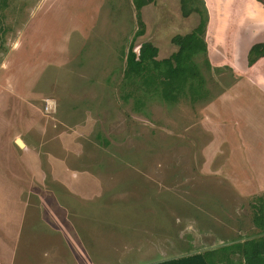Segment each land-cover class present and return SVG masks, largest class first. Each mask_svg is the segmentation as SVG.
Listing matches in <instances>:
<instances>
[{
    "label": "rangeland",
    "instance_id": "1",
    "mask_svg": "<svg viewBox=\"0 0 264 264\" xmlns=\"http://www.w3.org/2000/svg\"><path fill=\"white\" fill-rule=\"evenodd\" d=\"M215 1L204 0L213 22ZM246 1L234 0L230 12L244 11ZM199 16L193 9L182 16L179 0H152L140 9L144 33L134 36L133 0H0V63L24 30L20 46H42L48 56L54 52L44 46L58 49L66 33L75 42L74 28L83 31L79 46L69 45L73 58L56 70L54 82H44L41 103L55 118L46 137L65 131L70 148L55 151L84 176L73 178L76 192L52 182L50 202L27 207L9 264H150L206 250L211 264L243 261L235 244L261 235L264 224V207L257 209L264 204V59L256 73L246 64L207 69L195 54L206 91L194 101L189 93L170 102L140 88L126 97L122 76L130 44L138 51L149 41L156 59L168 57L177 50L171 37L190 32ZM253 78L258 88L246 84ZM241 94L243 105L236 101ZM44 99L54 104L50 113ZM225 100L234 105L221 116L223 123L235 121L230 148L219 138L223 125L206 127L205 109L224 107ZM223 133L229 138L230 131ZM54 201L63 217L52 225L55 209L46 207Z\"/></svg>",
    "mask_w": 264,
    "mask_h": 264
},
{
    "label": "crops",
    "instance_id": "2",
    "mask_svg": "<svg viewBox=\"0 0 264 264\" xmlns=\"http://www.w3.org/2000/svg\"><path fill=\"white\" fill-rule=\"evenodd\" d=\"M215 2L218 5V10L214 13L215 21L211 20L210 14L207 15L204 35L209 65L246 64L248 70L260 72L258 68L261 67L264 55L248 65L247 51L252 44L264 42V0H247L244 11L239 13L230 12V8L233 7L230 4L234 0H225L223 5L220 4V0ZM212 22L213 28H209ZM74 30L79 34L75 40L77 43L70 41V35L66 33L63 39L58 41L57 45H61L58 49H53L52 46L43 47L54 52L50 56L38 49L42 46H20L19 36L25 33L24 30L16 35L14 43L11 44L7 53H4L0 63V249L2 250L0 259L6 255L8 259L5 260L8 264L13 259V244L21 234L22 216L27 207L36 203L45 207L44 202H50V198L46 197H54L51 191L52 182L55 184L60 182L69 192H76L75 186L78 184L75 179L84 176L83 172L71 169L65 157H61L57 154L59 152L55 151L56 146L70 148L63 142L65 131L61 129L57 133H52L50 138L46 137L47 127H52V121L55 118L44 114L41 103V98L47 92L44 89V82L50 81L51 77L52 81H55L56 70L64 64V61L67 60L65 62L67 63L73 58L71 57L73 51L69 49V45L74 43L70 46H79V41L82 40V29L75 27ZM29 41L28 37V44L32 45L33 42ZM209 46H219L218 52L216 48H212L211 51ZM49 68L53 70L44 81H41L43 74ZM254 80L256 81L253 78L252 83L246 84L251 88H258L259 85ZM52 91L53 89L50 90ZM241 96L236 101L242 100L239 103L243 105L247 103V100L244 95ZM223 102L224 107L214 105L217 110L211 111L209 107L205 109L207 118L211 120L210 128L207 123L206 127L211 129L215 127L214 124L223 125L222 130L219 128V138L227 140L230 148L232 147L231 132L235 121L223 123L221 116L226 108H232L234 105L233 101ZM208 106H212V102H209ZM236 127L238 128L237 125ZM224 130L230 131L229 138H226ZM214 138L217 139L215 131ZM16 139L20 140V144L16 143ZM86 177L93 178L90 174ZM98 183L96 182L97 191ZM81 185L83 190L86 185L84 180ZM94 188L92 187L88 192L92 193ZM46 209L49 211L55 209L52 225L53 221L62 220L63 216L58 211L56 201L51 202Z\"/></svg>",
    "mask_w": 264,
    "mask_h": 264
},
{
    "label": "trees",
    "instance_id": "3",
    "mask_svg": "<svg viewBox=\"0 0 264 264\" xmlns=\"http://www.w3.org/2000/svg\"><path fill=\"white\" fill-rule=\"evenodd\" d=\"M152 0H133L135 16L139 28L134 36L143 34L144 23L140 17V9ZM182 16H187L190 9L200 13L198 23L190 32L176 33L171 37V42L177 46V50L168 57L156 59L157 47L149 41H143L136 51L130 44L126 54L122 76L125 86L128 88L126 97L142 89L144 92L159 94L165 100L174 102L181 95H191V100L203 97L204 78L198 63L193 60L197 53L203 55L204 66L209 69L210 65L206 57V44L204 40L207 22V12L203 0H179ZM195 3L202 6L197 8ZM190 6V7H189ZM264 55V42L252 44L247 51V64H253L259 57ZM125 97V96H124ZM140 97V96H138ZM136 103L142 104L139 98ZM139 105V104H138ZM137 105V106H138ZM263 198H258L257 204H262ZM255 206H257L255 204ZM262 207H256L259 211ZM256 221V216L253 218ZM262 234L256 238H249L235 244L236 251L243 256V261L237 264H264V224H259ZM212 250L194 252L151 264H211L208 255ZM227 264H235L228 262Z\"/></svg>",
    "mask_w": 264,
    "mask_h": 264
},
{
    "label": "built area",
    "instance_id": "4",
    "mask_svg": "<svg viewBox=\"0 0 264 264\" xmlns=\"http://www.w3.org/2000/svg\"><path fill=\"white\" fill-rule=\"evenodd\" d=\"M54 104L50 99H45L44 100V111L46 113H50L52 111Z\"/></svg>",
    "mask_w": 264,
    "mask_h": 264
},
{
    "label": "water",
    "instance_id": "5",
    "mask_svg": "<svg viewBox=\"0 0 264 264\" xmlns=\"http://www.w3.org/2000/svg\"><path fill=\"white\" fill-rule=\"evenodd\" d=\"M20 140L19 139H16V143L17 144H20V142H19ZM212 248V247H211ZM206 249V248H205ZM208 249V248H207ZM178 257V256H177ZM174 258V257H173ZM168 259H170V258H168ZM166 260V259H165ZM161 261H163V260H161ZM157 262H159V261H157ZM153 263H155V262H153ZM151 264V263H150Z\"/></svg>",
    "mask_w": 264,
    "mask_h": 264
}]
</instances>
